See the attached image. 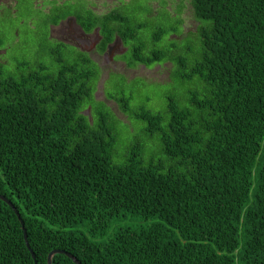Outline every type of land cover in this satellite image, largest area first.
Returning <instances> with one entry per match:
<instances>
[{
  "label": "trees",
  "instance_id": "trees-1",
  "mask_svg": "<svg viewBox=\"0 0 264 264\" xmlns=\"http://www.w3.org/2000/svg\"><path fill=\"white\" fill-rule=\"evenodd\" d=\"M190 3L199 52L186 75L200 86L188 105L133 111L128 98H107L157 138L156 163L142 164L137 144L114 162L112 116L95 101L101 71L86 53L53 41L55 68L0 71V195L36 264L54 250L80 264H264V0ZM73 16L87 33L100 29L101 53L116 37L126 43L118 15ZM173 61L134 47L127 66ZM127 217L152 222L93 240ZM84 226L88 235L74 230ZM35 262L0 200V264ZM52 264L75 263L56 254Z\"/></svg>",
  "mask_w": 264,
  "mask_h": 264
},
{
  "label": "rangeland",
  "instance_id": "rangeland-1",
  "mask_svg": "<svg viewBox=\"0 0 264 264\" xmlns=\"http://www.w3.org/2000/svg\"><path fill=\"white\" fill-rule=\"evenodd\" d=\"M0 0V71L2 74H26L37 65L55 68L50 60L48 49L51 43L65 42L61 27L52 25L55 17L63 14L87 15L111 13L121 20L116 27L127 33L126 43L120 39L112 45L110 54L101 55L96 48L93 36L83 45V51L97 63L101 77L97 84L95 101L98 109L110 112L109 125L113 129L115 146L114 162H125L129 150L140 146V160L147 165L163 159L156 137H149L144 123L127 119L109 96L128 98L133 111L140 109L163 113L168 98H172L182 107L188 105L190 91L199 88L197 79L187 78L191 66L197 59L199 43L196 31L200 23L194 17L190 0H67L54 5L59 0ZM94 7V8H93ZM72 29H76L70 19ZM66 28L67 24L64 23ZM174 30L178 36L165 37ZM98 38V37H97ZM139 47L143 56L148 57L155 51L162 52L166 58L174 61L154 64L146 68L138 65L129 68L131 51ZM185 60L181 67L177 59ZM106 106H104V105ZM115 116H113V114ZM84 114L92 121L89 108ZM117 120H116V118ZM264 144V143H263ZM152 221L127 217L114 220L104 237L93 239L106 242L117 229L147 227ZM74 230L88 235L87 226Z\"/></svg>",
  "mask_w": 264,
  "mask_h": 264
},
{
  "label": "flooded vegetation",
  "instance_id": "flooded-vegetation-1",
  "mask_svg": "<svg viewBox=\"0 0 264 264\" xmlns=\"http://www.w3.org/2000/svg\"><path fill=\"white\" fill-rule=\"evenodd\" d=\"M65 1H67V0L56 1L54 5H60V4L64 3ZM51 2H53V1L51 0ZM90 11H92V13L95 14V15H99V14H96L92 9H90ZM101 15H106V14H101ZM70 19L73 21V25H75L76 29H72V25H71ZM64 23L67 24L66 28L63 27ZM55 26L56 27H61L60 32L67 39V41H69L68 43H65V42H62V43H65V44H67V45H69V46H71V47H73V48H75V49L87 54L88 51L85 52V51L82 50V49H84L83 45L85 43H87V41L89 40L90 36H93L94 39H95V43L91 47H93L94 49L96 48L97 52L101 53L100 49H99V44H100V42L102 40V37L99 34L100 33V29L99 28H95V29L92 30V32L87 33L76 22L74 16H68L67 18L61 20ZM117 39H119V38L116 37L111 44H108L106 49L104 50V52L101 53V55L110 54L111 51H112V45L116 43Z\"/></svg>",
  "mask_w": 264,
  "mask_h": 264
},
{
  "label": "water",
  "instance_id": "water-1",
  "mask_svg": "<svg viewBox=\"0 0 264 264\" xmlns=\"http://www.w3.org/2000/svg\"><path fill=\"white\" fill-rule=\"evenodd\" d=\"M0 200L1 201H3V202H5L13 211H14V213L16 214V216H17V218H18V220L20 221V223H21V226H22V229H23V233H24V240H25V244H26V247H27V249L29 250V252H30V254H31V257H32V259L34 260V262H35V256H34V254H33V252H32V250H30V247H29V245H28V241H27V235H26V232H25V230H24V226H23V222H22V220H21V217H20V214H19V212L17 211V209L14 207V205L12 204V202L9 200V199H7L5 196H2V195H0ZM56 254H65L68 258H70L75 264H80L73 256H71L70 254H68V253H65V252H63V251H59V250H54V251H52L49 255H48V258H47V264H52V258H53V256L54 255H56ZM35 264H36V262H35Z\"/></svg>",
  "mask_w": 264,
  "mask_h": 264
}]
</instances>
